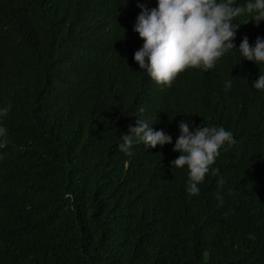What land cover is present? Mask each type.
Wrapping results in <instances>:
<instances>
[{
    "label": "trees",
    "instance_id": "16d2710c",
    "mask_svg": "<svg viewBox=\"0 0 264 264\" xmlns=\"http://www.w3.org/2000/svg\"><path fill=\"white\" fill-rule=\"evenodd\" d=\"M139 3L157 0H0V264H264V65L232 49L192 82L155 87L134 59ZM249 19L236 18L237 47L264 37ZM226 80L238 102L215 99ZM132 116L172 143L121 151ZM181 120L236 141L198 194L171 163Z\"/></svg>",
    "mask_w": 264,
    "mask_h": 264
},
{
    "label": "clouds",
    "instance_id": "9594fccd",
    "mask_svg": "<svg viewBox=\"0 0 264 264\" xmlns=\"http://www.w3.org/2000/svg\"><path fill=\"white\" fill-rule=\"evenodd\" d=\"M138 7L141 11L134 31L143 39V45L136 50L134 59L146 73L148 83L155 87L163 89L162 84L178 80L192 82L194 68L211 69L232 49H238L242 59L253 61L260 68L264 65V37H257L254 45L247 36L239 47L235 44L241 26L236 18L248 13L257 24L264 21V0H244L243 4H238L237 0H157L155 7L149 8L144 3H139ZM239 78L246 79L244 71L240 70ZM224 88L229 94L217 92L215 99L238 102L231 80L224 81ZM254 88L264 91V72L260 71ZM9 110V106L0 105V147L7 143L8 129L3 120ZM125 124H136L130 126L129 133L121 135L118 144L129 156L133 155L134 145L143 144L148 149L172 143L168 126L161 123L157 130L145 116L129 117ZM179 129L174 151L180 154L171 163L173 168H185L186 190L198 194L206 174L219 173V169L213 167L215 160L222 148L236 142L235 137L222 125L206 123L190 130L189 122L181 120ZM218 183L223 185V177ZM217 198L222 205L224 198L220 192Z\"/></svg>",
    "mask_w": 264,
    "mask_h": 264
},
{
    "label": "bare ground",
    "instance_id": "6f19581e",
    "mask_svg": "<svg viewBox=\"0 0 264 264\" xmlns=\"http://www.w3.org/2000/svg\"><path fill=\"white\" fill-rule=\"evenodd\" d=\"M107 50V49H106Z\"/></svg>",
    "mask_w": 264,
    "mask_h": 264
}]
</instances>
